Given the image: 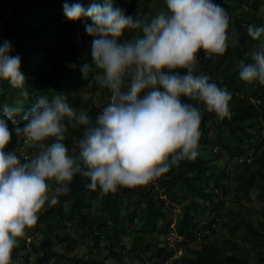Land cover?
I'll use <instances>...</instances> for the list:
<instances>
[{
    "label": "trees",
    "instance_id": "1",
    "mask_svg": "<svg viewBox=\"0 0 264 264\" xmlns=\"http://www.w3.org/2000/svg\"><path fill=\"white\" fill-rule=\"evenodd\" d=\"M7 2L14 7L4 19V30L0 36L11 43V55L20 57V70L26 84L23 89H14L7 81H0V105L22 106L27 111L37 96L47 94L52 97L63 93L77 112H85L94 120L108 103L110 93L103 88L100 99L104 102L97 107L94 93L100 87L96 80L99 72L94 66L85 74L81 71L83 65L93 62L91 49L96 37L85 29V25L92 24V21L87 17L70 20L65 15L64 5L79 3L87 9L103 0ZM112 2L114 7L124 9L126 15L134 18L139 14L151 16L164 8V0ZM215 2L229 12L238 43L235 47L230 45L224 55L208 57L201 50L195 74L209 76L212 82L231 93L232 118L220 121L200 105L203 135L199 156L195 161H181L149 185L120 187L115 193H104L100 189H88L89 181L76 175L69 193L62 195L66 202L61 203L67 209L60 207L57 210L55 206L46 205L42 212L47 223L42 238L48 245L42 246V252L34 246L35 264H50L55 254L52 249L54 243L63 244L68 251H73L79 240L88 246L86 262L90 264H109L106 260L110 257L122 263L118 255L121 249L139 255L150 251V260L159 257L165 264H264V209L260 220L254 222L235 208H227L230 199L227 197L233 193L241 201H252L256 192V196L264 201V85L258 81L249 83L241 80L238 69V61L244 59L249 62L252 52L242 45L264 42V34L257 40L247 31L249 25L264 27V0ZM2 16L0 12V19ZM133 35L129 30L122 39H131ZM60 50L63 51L61 54ZM23 92L28 93L27 98ZM84 92H89L91 98L86 100ZM14 119L23 125L21 114ZM81 134L82 129H69L65 143L70 152ZM256 135L261 136L259 144L253 142ZM207 145L217 150L216 153L220 150L222 165L218 166L216 160L220 152L212 161L202 154ZM7 150H15L22 159L35 152L31 145L25 143L24 137L15 135ZM250 150L253 151L252 164L239 162L238 158ZM55 186L53 183V189ZM183 191H187L190 201L184 202L172 225L169 214L176 202L184 201ZM89 195L95 200L92 201ZM133 197L137 200L134 206ZM52 210L54 216L50 213ZM206 211L210 215H206ZM222 225L229 229V236L220 235ZM70 227L76 228L77 234H65ZM241 229L250 236L248 243L234 238ZM29 235L35 236L34 232H29ZM170 235L175 237L174 243H170ZM28 241V237L21 240L14 250V264H32L34 261L23 252L27 248L26 243L31 244L33 239ZM193 243L196 245L191 247Z\"/></svg>",
    "mask_w": 264,
    "mask_h": 264
},
{
    "label": "clouds",
    "instance_id": "2",
    "mask_svg": "<svg viewBox=\"0 0 264 264\" xmlns=\"http://www.w3.org/2000/svg\"><path fill=\"white\" fill-rule=\"evenodd\" d=\"M64 12L70 20L91 19L85 29L96 37L93 62L81 71L94 66L97 83L110 97L94 120L77 112L63 93L39 95L27 111L0 105V264H14L20 241L46 205L55 206L69 193L76 175L89 181L88 189L104 193L149 185L181 161L199 156L200 105L220 121L233 115L231 93L209 76L195 74L201 50L208 57L224 55L238 43L229 12L215 0H164L163 9L135 18L112 0L87 9L65 4ZM129 30L133 38L122 39ZM247 31L258 40L264 27L249 25ZM12 51L3 41L0 81L23 89L21 59ZM238 69L241 80L264 85V50L252 51L249 62L238 61ZM18 114L23 125L14 119ZM70 128L82 129L71 152L65 143ZM13 135L34 148L31 157L7 150Z\"/></svg>",
    "mask_w": 264,
    "mask_h": 264
},
{
    "label": "rangeland",
    "instance_id": "3",
    "mask_svg": "<svg viewBox=\"0 0 264 264\" xmlns=\"http://www.w3.org/2000/svg\"><path fill=\"white\" fill-rule=\"evenodd\" d=\"M14 1L16 2V0H14ZM13 7H14V5L11 3H8L7 0H0V12L3 14V16L0 19V33H2L4 30L3 22H4L5 17H6V15H9L11 13ZM139 12H140V10H139ZM35 24H37V21H35ZM0 41H1L0 45H2V43L4 41V38L2 36H0ZM242 47L244 49H246L248 52L255 51V50H264V42H257L255 44L246 43V44H243ZM62 52L63 51L60 50L59 54H61ZM97 78H98V76H96V80H97ZM257 86L259 87V85H257ZM102 92H103V88L99 87L97 92L94 93V96L97 97V99H95V105L97 107H100V105H102V103L104 102L100 99V95L102 94ZM83 96H85L86 100H88V98H91V94L89 92H87V93L84 92ZM253 98H252V100H253ZM253 102H255V101H253ZM256 102H258V100ZM260 141H261V136L256 135L253 142L255 144H259ZM209 147H210V145H207V148L205 149L204 152H202V154L206 155V158H208L212 161L214 155L216 156L220 152V150H218L219 152L216 153L217 150H215L214 148L210 149ZM31 156L32 155H30V154L25 155V157H31ZM221 156H222V153L220 152V154L217 156L218 158L216 159L218 166H220L224 163V161L222 160L223 158H221ZM252 161H253V159L251 161H249V163L252 164ZM230 186H231V184H230ZM218 192H220V191H218ZM183 193H185V195L183 196L185 198V199H183L184 201H182L180 204L178 202H176L172 208L173 212L169 214V218L171 220H173L172 225H174V222H175L174 218H175L176 214L181 211V208L183 207L184 202L187 203L190 201V196L188 195L187 191H183ZM254 194L255 195H254V198L252 201H241L240 197L234 193L228 195V197L226 196L227 199L230 198L229 200H231V201L228 200L227 208L228 209L235 208V211L241 212L245 215V217H248L249 219L251 218L254 222H257L262 217V213H263V209H264V201L256 196V192ZM89 197L92 201L95 200L90 195H89ZM61 202H63V203L66 202L63 200L62 195L59 196L57 206L55 205V209L59 210L60 207L63 209H67V207H65V205H62ZM136 202H137L136 198L133 197L132 198L133 206L136 204ZM42 212L39 215V220H38L37 225L34 228L28 230L29 232H34L35 236L33 238L32 235H28V240L31 241V239H33V241L31 244L26 243L27 248H26V250L23 251L24 254L27 253L31 256V260H34L32 262V264H35V258H34L35 254L32 253V251H34V246L37 247L40 252H42V246L48 245V243L44 242L43 238H42L43 232L45 231V226L47 224L43 220V213ZM50 213L54 216V210L50 211ZM206 215H210V214L206 211ZM52 221H53V219H52ZM67 230H68V233H65V234H71V235L77 234V229L74 227H70ZM219 233H220V235L221 234H223V235L228 234V236H229V229L222 225V228L219 231ZM234 238L241 243H248L250 240V236L248 235V233L244 229L237 231ZM78 243L79 244H78L77 248H75L73 251H68L64 247L63 244H57L56 245V243H54L52 246V249H53V251H55V254H53V256L51 257L50 264H90V263L86 262L88 254H89L88 253V251H89L88 246L84 242H81V240H79ZM197 243H199V242H197ZM193 245H196V244L193 243L191 245V247ZM103 251L106 252L105 249ZM34 253H35V251H34ZM178 254H180V252H178ZM118 255H119V258L122 259V263L118 262V260L115 257L108 258L106 260V262L109 264H119V263L120 264H165V263L161 262L162 259L159 257L156 259L154 258V259L150 260L148 258L150 255V251L139 255V254L132 252L128 249H121L120 251H118Z\"/></svg>",
    "mask_w": 264,
    "mask_h": 264
},
{
    "label": "built area",
    "instance_id": "4",
    "mask_svg": "<svg viewBox=\"0 0 264 264\" xmlns=\"http://www.w3.org/2000/svg\"><path fill=\"white\" fill-rule=\"evenodd\" d=\"M253 151L249 152L248 154H245L241 157L238 158L239 162H249L253 159V155H252ZM170 243H174L175 242V237L173 235H170L168 237Z\"/></svg>",
    "mask_w": 264,
    "mask_h": 264
},
{
    "label": "bare ground",
    "instance_id": "5",
    "mask_svg": "<svg viewBox=\"0 0 264 264\" xmlns=\"http://www.w3.org/2000/svg\"><path fill=\"white\" fill-rule=\"evenodd\" d=\"M252 150H250L249 152H251Z\"/></svg>",
    "mask_w": 264,
    "mask_h": 264
}]
</instances>
